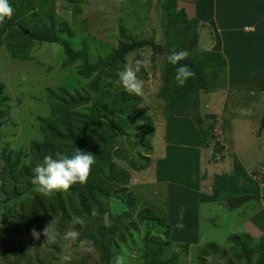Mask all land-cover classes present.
Instances as JSON below:
<instances>
[{
    "label": "rangeland",
    "instance_id": "rangeland-1",
    "mask_svg": "<svg viewBox=\"0 0 264 264\" xmlns=\"http://www.w3.org/2000/svg\"><path fill=\"white\" fill-rule=\"evenodd\" d=\"M167 1L55 0L52 13L58 26L66 22L71 27L74 52L84 50L90 42L96 43L98 52L90 53L91 58L98 59L99 55L116 49L121 41H127L120 34L122 27L131 37L153 38L162 50L166 49L164 5ZM202 1L206 5L211 2L178 0V7L185 9L192 19L203 14L199 21V50H217L225 55L229 65L221 73L215 91L200 95L207 125L217 120L211 148H200L197 127L190 117L166 113L157 95L164 87L163 64L167 59L163 51L155 52L151 48L138 50L126 58L132 62L142 59L141 71L148 73V78L142 79L145 85L142 107L153 118L155 136L151 150L147 153L139 146L136 136L139 133L133 128L128 131L130 138L119 139L118 144L126 159L117 163L130 174L128 193L137 200L136 211L149 207L158 216L166 217V225L172 227L170 237L152 235L169 243L165 258L179 254L178 264H200L199 257L208 243H217L222 250L230 252V245L238 239V234L248 233L255 239L264 235V50L257 49L264 46H259L264 37L256 39V46L255 41L248 42L251 40L248 34H255L252 30L264 32V15L260 23H256L257 18L253 19L254 12H263L264 0H213V6L200 14ZM248 7L253 13L250 15L246 10L243 16L240 9ZM43 14H47L46 10ZM64 35L70 37L69 33ZM26 49L30 58L22 60L13 57L5 45L0 47V82L10 98L2 140L13 149L26 147L39 137L36 119L49 112L45 103L48 88L58 91L62 87L80 89L86 85L78 76L82 59L66 67L60 60V47L55 44L32 43ZM67 59L68 56L64 62ZM145 157H149L148 162ZM133 160L138 169L133 166ZM141 164H148L147 168L142 169ZM225 187L237 197L247 193L260 197L231 208L219 199ZM3 199L0 195V202ZM181 208L184 209L182 230L175 228ZM136 213L124 224L136 221ZM0 225L3 229L6 227L3 220ZM153 226L154 223L139 224L137 231L132 228L124 231L127 242L124 245L118 241L117 256H123L125 264L145 263L140 247L147 230ZM120 227L123 231L124 226ZM69 231L78 235L68 237ZM6 235L0 232V237L5 238V243H0V264L16 263L10 252V259L2 256L3 248L9 249L14 240L24 245L33 243L28 258L19 264H105L92 243L78 242L80 233L73 225L63 232L50 231L48 237L42 231L38 239L31 233ZM63 256L69 259L62 261ZM115 258L111 264H115ZM204 258L207 264H229L221 251ZM233 264L239 263L233 260Z\"/></svg>",
    "mask_w": 264,
    "mask_h": 264
},
{
    "label": "trees",
    "instance_id": "trees-1",
    "mask_svg": "<svg viewBox=\"0 0 264 264\" xmlns=\"http://www.w3.org/2000/svg\"><path fill=\"white\" fill-rule=\"evenodd\" d=\"M54 1L9 0L14 12L11 19L6 18L5 22L0 24V47L5 45L13 57L27 60L30 57L26 48L32 43L55 44L60 47V60L64 66L69 67L82 59L78 76L86 85L80 89L62 87L58 91L48 88L45 103L48 104L49 112L36 119L41 136L35 137L26 147L13 149L10 143L3 144L4 139L2 140V129L9 116L6 104L10 98L5 93V85L0 82V195L4 197L0 202V221L3 220L6 225L5 230L0 225V232L4 237H7L6 234L17 236L31 233L32 229L41 234L44 227L54 221L52 232L59 233L73 225L80 233L78 242L92 243L102 261L111 264L119 253L118 241L126 245V229L137 231L139 224L154 223V226L147 230L140 247L144 264H178L179 254L174 253L172 257L165 258L169 243L152 235L159 233L164 234L166 238L170 237L171 225H166V217L158 216L149 207L136 211L137 200L128 193L130 174L117 163V160L126 159L118 144L119 139L130 138L129 130L133 128L138 131L136 136L139 146L147 153L151 150V142L155 136L153 118L142 107L144 97L125 92L122 86L117 84V74L123 69L129 54L146 48L158 52L159 45L153 38H133L122 27L120 34L127 41H121L119 46L108 54L99 55L98 59L91 58V53L98 52L96 43L91 42L86 44L84 50L76 53L71 27L66 22L58 26L56 15L52 13ZM70 1L75 3L79 0ZM212 3L213 0L210 5L202 1L200 14L209 6L212 7ZM43 10H46V15ZM246 10L250 15L253 13L249 7L240 9V13L246 16ZM164 12L167 20L165 50H187L189 56L180 64L187 65L195 75L183 86H179L175 81L176 68L179 65L174 66L167 61L163 64L164 87L159 91L157 98L163 102L167 114L190 117L197 127L200 148L209 149L216 134L214 130L217 120L207 125V118L202 116L200 95L202 92L215 91L228 62L225 55L217 50H199V21L203 14L190 18L185 9L178 7V0H168L164 5ZM263 15L264 10L262 13L254 12L253 19L257 18L256 23H260ZM8 31L10 33H7ZM64 33H69L70 37H66ZM251 33L255 34H248L251 37L248 42L255 41L256 46V39L262 40L264 32L252 30ZM262 45L264 41L259 46ZM94 46L95 48H92ZM257 49L263 51L264 46ZM66 56L68 59L64 62ZM229 70L232 71L230 67ZM139 76L146 79L148 73L140 71ZM77 150L96 156L87 183L74 184L67 191L57 192L51 198L34 191L31 183L34 168L42 163L45 156L52 155L56 158L58 152L71 156ZM215 154H218V150ZM148 158L145 157L147 162ZM132 164L138 169L134 160ZM147 165L140 166L146 169ZM246 195L255 196L252 200L260 197L248 193L244 196ZM234 198H237L235 193L229 192L226 187L219 195L221 203L231 208H235L230 204ZM93 208L97 210L98 215H92ZM135 213L137 220L124 224L125 221L131 220ZM105 214L110 224L105 223ZM77 217L84 222L74 223V218ZM121 225L124 226L123 231ZM4 237H0V243H5ZM237 238L232 241L230 252L228 249L222 250L220 245L214 242L205 245L199 257L200 264H207L204 256L216 255L220 251L229 264H233V260L239 264H264V235L255 239L248 233H242L238 234ZM32 246L33 243L24 245L14 240L11 249L3 248L2 256L8 260L11 257L8 255L10 252L12 257L17 259L14 264H19L28 258V251ZM54 247L58 252V247Z\"/></svg>",
    "mask_w": 264,
    "mask_h": 264
},
{
    "label": "clouds",
    "instance_id": "clouds-1",
    "mask_svg": "<svg viewBox=\"0 0 264 264\" xmlns=\"http://www.w3.org/2000/svg\"><path fill=\"white\" fill-rule=\"evenodd\" d=\"M14 9L9 3V0H0V24L5 22V19H11ZM168 63L176 66L175 81L179 86H183L188 79L193 77L195 73L184 64H180L182 60L188 58L187 50H172L165 53ZM143 67V60L137 59L134 62L126 61L123 69L118 72L117 84L122 86L125 92L130 95L141 97L144 95V81L140 78L139 73ZM96 156L92 153L77 150L71 156L56 153V158L52 155L45 156L42 163H39L34 168V174L31 180L34 186V191L44 197L51 198L57 192L67 191L74 184H85L91 173L92 165L95 163ZM93 216L98 215L95 208L91 210ZM184 209L181 208L175 228L183 229ZM84 221L77 217L74 218V223H83ZM108 218L105 214V223ZM54 228V221L48 223L44 229L43 234L47 237L49 232ZM31 234L35 238H39L40 233L36 229L31 230ZM68 237H75L78 233L69 231L66 234ZM69 257L63 256L62 261L68 260ZM115 264H125L123 256L115 258Z\"/></svg>",
    "mask_w": 264,
    "mask_h": 264
},
{
    "label": "water",
    "instance_id": "water-1",
    "mask_svg": "<svg viewBox=\"0 0 264 264\" xmlns=\"http://www.w3.org/2000/svg\"><path fill=\"white\" fill-rule=\"evenodd\" d=\"M28 33L29 32H27V34ZM157 50H158V52L163 51L164 54L167 52L165 49L162 50L161 46H158ZM254 198H255V196H250V195L241 196V197H237V198L232 199L230 204L232 206L239 207V206L243 205L244 203H246V202H248Z\"/></svg>",
    "mask_w": 264,
    "mask_h": 264
},
{
    "label": "crops",
    "instance_id": "crops-1",
    "mask_svg": "<svg viewBox=\"0 0 264 264\" xmlns=\"http://www.w3.org/2000/svg\"><path fill=\"white\" fill-rule=\"evenodd\" d=\"M247 31H249L250 29L246 28Z\"/></svg>",
    "mask_w": 264,
    "mask_h": 264
}]
</instances>
